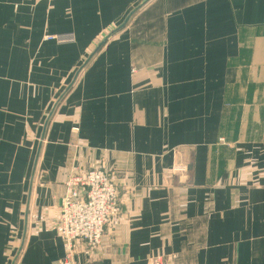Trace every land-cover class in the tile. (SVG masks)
I'll list each match as a JSON object with an SVG mask.
<instances>
[{
  "label": "crops",
  "instance_id": "obj_1",
  "mask_svg": "<svg viewBox=\"0 0 264 264\" xmlns=\"http://www.w3.org/2000/svg\"><path fill=\"white\" fill-rule=\"evenodd\" d=\"M142 1L0 0V264L17 254L54 103ZM186 148L194 183L176 187ZM101 167L121 217L101 258L83 243L76 264H264V0H150L105 43L49 122L16 264L60 263L66 182Z\"/></svg>",
  "mask_w": 264,
  "mask_h": 264
},
{
  "label": "built area",
  "instance_id": "obj_2",
  "mask_svg": "<svg viewBox=\"0 0 264 264\" xmlns=\"http://www.w3.org/2000/svg\"><path fill=\"white\" fill-rule=\"evenodd\" d=\"M47 41L66 43L63 37H48ZM135 72V71H134ZM78 128L73 134L78 135ZM189 163L176 162L171 173L186 177ZM215 179L207 181L208 200L211 190L217 186ZM120 193L116 175L106 168L90 170L75 169L66 182V194L62 198L60 214L54 223L60 229L65 249L59 264H76L78 248L87 243L91 250H98L106 231L112 228L121 217ZM149 264H169L168 257H154Z\"/></svg>",
  "mask_w": 264,
  "mask_h": 264
},
{
  "label": "water",
  "instance_id": "obj_3",
  "mask_svg": "<svg viewBox=\"0 0 264 264\" xmlns=\"http://www.w3.org/2000/svg\"><path fill=\"white\" fill-rule=\"evenodd\" d=\"M150 0H144L142 1L138 6H136L125 18V20L118 25L115 29H113L111 32H109L104 39L97 45V47L94 49V51L90 54V56L86 59V61L82 64V66L80 67V69L77 71V73L75 74L74 78L72 79V81L70 82V84L67 86V88L64 90V92L60 95V97L57 99V101L54 103L46 121H45V125H44V129H43V133L40 139V144L36 153V157H35V162L33 165V169H32V173H31V178H30V183H29V190H28V197H27V204H26V208H25V217H24V229H23V234L20 240V244H19V248L17 251V254L12 262V264H16L19 255L23 249L24 243H25V239L27 236V226H28V213H29V203H30V198H31V189L33 186V180H34V176H35V172H36V168H37V164H38V160H39V156L41 153V149H42V144L45 138V134L47 131V127L49 125L50 120L53 117V114L57 108V106L60 104V102L63 100V98L67 95V93L72 89V87L74 86V84L76 83L78 77L80 76V74L82 73V71L86 68V66L90 63V61L93 59V57L100 51V49L105 45V43L115 34H117L118 32H120L121 30H123L130 22V20L132 19V17L140 10L142 9ZM183 152L185 154H189V170H188V175L186 177H180V176H174L173 177V185L176 187H183V186H193L194 183V174H195V158H194V153L193 150L186 148L183 149ZM86 246L89 248V245L86 243Z\"/></svg>",
  "mask_w": 264,
  "mask_h": 264
},
{
  "label": "rangeland",
  "instance_id": "obj_4",
  "mask_svg": "<svg viewBox=\"0 0 264 264\" xmlns=\"http://www.w3.org/2000/svg\"><path fill=\"white\" fill-rule=\"evenodd\" d=\"M104 239V238H103ZM103 239H102V242H101V244H100V246H99V249L98 250H96V249H94V250H91V255H92V257H93V259H99V258H101V256L103 255Z\"/></svg>",
  "mask_w": 264,
  "mask_h": 264
}]
</instances>
